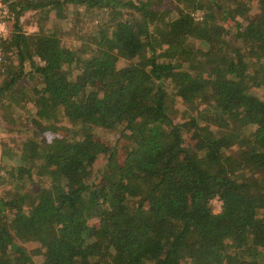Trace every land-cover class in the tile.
<instances>
[{
    "label": "trees",
    "instance_id": "obj_1",
    "mask_svg": "<svg viewBox=\"0 0 264 264\" xmlns=\"http://www.w3.org/2000/svg\"><path fill=\"white\" fill-rule=\"evenodd\" d=\"M4 1L5 264H264V0Z\"/></svg>",
    "mask_w": 264,
    "mask_h": 264
},
{
    "label": "rangeland",
    "instance_id": "obj_2",
    "mask_svg": "<svg viewBox=\"0 0 264 264\" xmlns=\"http://www.w3.org/2000/svg\"><path fill=\"white\" fill-rule=\"evenodd\" d=\"M171 1H172V4L173 3L176 4L178 0H168L167 4L171 3ZM6 3L8 4L9 2H5L4 0H0V5L1 4H6ZM241 4L242 5H246V8H247V12L245 14L244 21L247 22L250 19H253V18L256 19L258 17L259 12H258V9L256 8V6H257L256 5V0H244V1H241ZM177 6H179V5H177ZM169 7H171V6H169ZM201 12L204 13V11H201ZM37 17H38V15H36V11L35 10H27L25 12V14H22L21 15V19H22V21H23V23L25 25V29H27L28 31H34V30L39 31L40 29H43V28L46 29V28H50L51 27V22L48 21V20L43 21L41 23V25H42V27H41L40 24L37 23V21H38ZM89 21H90L89 25L92 26L93 20H89ZM227 23L232 24L233 20L230 19V18H227V20L225 21L224 24H227ZM2 26H3V22L0 20V27H2ZM9 29H10V24L5 27V30L7 31V33L9 31ZM77 31H78L77 30V26L74 27V25L70 24L69 27L66 29L64 38L67 39L71 43V46H73V48L75 50L81 49L83 51V54H88V51L86 50L87 44L88 43H92V40L88 39L86 41L87 43H85L84 40H86V38H83V37L85 36V34L88 33V31H90V27L86 23L85 25L84 24L82 25V29H81L82 33L81 34H78ZM4 33L7 34L5 31H4ZM89 33H92V32H89ZM192 37L194 39H196L197 43H199V41L201 40L200 36H197L194 33L192 34ZM209 42L211 43L210 45H211V48H212L213 47L212 43H214V42L212 40L209 41ZM94 44H96V43H94ZM202 107H208V106L202 105ZM13 110L15 111V113H16L17 110L25 112V113H30L31 111H34V106L25 105L23 103L22 105H19V106L15 105ZM184 115L186 117H188L190 115V113H185ZM14 117H16V116H14ZM212 203H213L214 210L215 211H220L222 201L218 197H215L213 199ZM29 245H30L31 250L33 251L34 248H35L33 242L30 243ZM4 259H5L4 257H0V264H5L6 260H4ZM6 259L10 260L7 256H6Z\"/></svg>",
    "mask_w": 264,
    "mask_h": 264
},
{
    "label": "built area",
    "instance_id": "obj_3",
    "mask_svg": "<svg viewBox=\"0 0 264 264\" xmlns=\"http://www.w3.org/2000/svg\"><path fill=\"white\" fill-rule=\"evenodd\" d=\"M15 13V10L9 6V3L0 5V20L3 22V26L0 27V60L3 58L4 42L7 40V36L9 34V31L7 33L5 27L9 25L12 20H14ZM4 31L7 34H5Z\"/></svg>",
    "mask_w": 264,
    "mask_h": 264
}]
</instances>
